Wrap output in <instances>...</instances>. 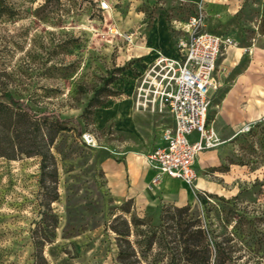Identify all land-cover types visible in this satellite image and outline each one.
Instances as JSON below:
<instances>
[{"label": "rangeland", "instance_id": "rangeland-1", "mask_svg": "<svg viewBox=\"0 0 264 264\" xmlns=\"http://www.w3.org/2000/svg\"><path fill=\"white\" fill-rule=\"evenodd\" d=\"M196 15L236 47L217 59L207 111L221 143L198 155L183 201L143 162L171 117L134 91ZM262 16L264 0H0V264H122L114 231L136 264H185L192 223L198 251L263 263Z\"/></svg>", "mask_w": 264, "mask_h": 264}, {"label": "built area", "instance_id": "built-area-1", "mask_svg": "<svg viewBox=\"0 0 264 264\" xmlns=\"http://www.w3.org/2000/svg\"><path fill=\"white\" fill-rule=\"evenodd\" d=\"M100 8L106 9L107 4L100 3ZM203 26L201 15L190 17L175 56L157 54L137 78L136 101L165 108L172 121L160 131L156 147L144 155L156 181L166 177L194 185L198 155L221 143L213 125L207 122V111L218 84L214 76L217 59L236 43L203 31ZM251 127L245 124L239 131ZM85 142L89 144L86 138Z\"/></svg>", "mask_w": 264, "mask_h": 264}, {"label": "trees", "instance_id": "trees-1", "mask_svg": "<svg viewBox=\"0 0 264 264\" xmlns=\"http://www.w3.org/2000/svg\"><path fill=\"white\" fill-rule=\"evenodd\" d=\"M258 33L260 35H264V16H262L259 19L258 22ZM9 103L17 108V109H22L25 113L29 114L33 118H37V116L33 115L32 113L29 112L28 108L25 107L23 104H20L17 101H14L12 99H9ZM2 103H0V112H2ZM38 118H43L46 119L50 117L51 115L42 113L38 115ZM55 122L59 125H63V121L59 120L57 117H55ZM1 156V155H0ZM44 168V166H42ZM198 201L202 205H206L207 201L204 197H198ZM185 208H177L175 209L176 212H181ZM126 223V221H124ZM196 223H199L196 221ZM195 223L192 224H186L185 227L183 228L182 232L185 233L186 229L188 226H194V229L192 231V237L195 238L194 243H191L189 246L185 247L183 249V254L187 256L186 259H184L185 264H225L227 261L231 260V251L226 250L224 247H221L219 243H212V246L210 247L208 243L203 245V247L200 248L201 251H198L195 247L198 246L199 240L201 237L204 236V230L201 228L200 224L194 225ZM117 234L116 238V247H117V261L122 263V264H136L134 261L129 260V253L128 249L124 247L123 245V236L124 234H121L117 231H114ZM244 264H249V263H244ZM251 264H258L257 262H252ZM259 264H264L259 263Z\"/></svg>", "mask_w": 264, "mask_h": 264}, {"label": "crops", "instance_id": "crops-1", "mask_svg": "<svg viewBox=\"0 0 264 264\" xmlns=\"http://www.w3.org/2000/svg\"><path fill=\"white\" fill-rule=\"evenodd\" d=\"M175 54H176V52H175V50H174V53H171V54H169V55H167V54H165V55H167V56H175ZM244 86H245V84H244ZM241 96H243L242 94H240V93H237V100H236V103L239 101V99L241 98ZM221 114V113H220ZM220 114H219V116H220ZM216 131V130H215ZM217 133V132H216ZM217 135H218V133H217ZM158 144V141L153 145V147L150 149V150H152L154 147H156V145ZM149 150V151H150ZM149 151H147V152H149ZM146 152V153H147ZM145 153V154H146ZM144 156V155H143ZM198 158V157H197ZM197 161H198V159H197ZM196 161V162H197ZM144 162V167H145V170H147V171H149V172H151L150 171V169L147 167V165H146V163H145V160L143 161ZM152 173V172H151ZM153 174V173H152ZM162 179H164V185H166L167 187H169V188H175L176 190H177V196H178V198L179 199H181V200H185V198L187 197L186 195V187L185 186H187L186 184H184V183H182L181 181H179V180H177V179H171V178H166V177H164V178H162Z\"/></svg>", "mask_w": 264, "mask_h": 264}]
</instances>
